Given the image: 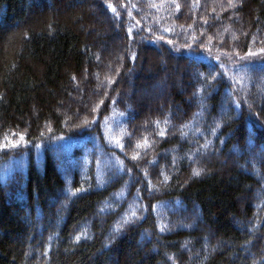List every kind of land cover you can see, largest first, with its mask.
Segmentation results:
<instances>
[{
    "label": "trees",
    "instance_id": "16d2710c",
    "mask_svg": "<svg viewBox=\"0 0 264 264\" xmlns=\"http://www.w3.org/2000/svg\"><path fill=\"white\" fill-rule=\"evenodd\" d=\"M0 264H264V0H0Z\"/></svg>",
    "mask_w": 264,
    "mask_h": 264
},
{
    "label": "rangeland",
    "instance_id": "374dc122",
    "mask_svg": "<svg viewBox=\"0 0 264 264\" xmlns=\"http://www.w3.org/2000/svg\"><path fill=\"white\" fill-rule=\"evenodd\" d=\"M96 15L98 16V15H100V18H102V19H105L106 17H105V15L100 11V12H98V13H96ZM116 39H118L119 41L121 40V37L120 36H117L116 35ZM161 63V62H160ZM147 69L149 70V71H153V69H152V67L150 66V65H148L147 66ZM164 73H166L164 70L163 71H161V76L164 74ZM134 91V88H130V91ZM141 90V91H140ZM136 91H139L140 93H142L143 95H148L147 97H149V95L151 94V95H155L158 91H159V88H158V84H155V85H153V87L152 88H150V87H147V88H142V89H140L139 87L137 88V90ZM149 105V107H151L152 106V103H148Z\"/></svg>",
    "mask_w": 264,
    "mask_h": 264
},
{
    "label": "snow or ice",
    "instance_id": "6c2138e0",
    "mask_svg": "<svg viewBox=\"0 0 264 264\" xmlns=\"http://www.w3.org/2000/svg\"><path fill=\"white\" fill-rule=\"evenodd\" d=\"M113 11H115V9H113ZM250 55H251V53H250ZM22 139V138H21ZM16 145H13V147H15ZM193 175H195V176H199L200 175V172L199 171H194L193 172Z\"/></svg>",
    "mask_w": 264,
    "mask_h": 264
}]
</instances>
